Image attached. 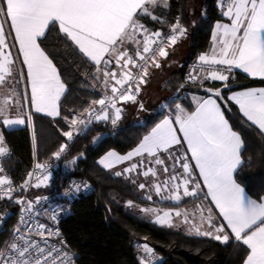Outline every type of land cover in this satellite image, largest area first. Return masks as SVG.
Wrapping results in <instances>:
<instances>
[{
	"label": "snow or ice",
	"instance_id": "6c2138e0",
	"mask_svg": "<svg viewBox=\"0 0 264 264\" xmlns=\"http://www.w3.org/2000/svg\"><path fill=\"white\" fill-rule=\"evenodd\" d=\"M161 5L169 7V0H0V86L9 85V78L14 77L18 57H14L11 48L16 45L23 58L22 65L26 66V74L21 71L20 79L30 86V95L26 89L21 96L11 86L7 94L0 96V124L12 127L27 122L33 129L32 148L33 156H36L33 111L53 118L60 116V101L67 91L56 64L42 46L49 35L56 33L63 34L64 42L71 41L79 53L96 66V73L102 72L105 88L102 98L92 100L89 107L70 121L64 117L69 130L62 135L71 141L74 133L81 134L93 121L110 120L116 125L122 118V108L117 104L136 103L150 69L161 68L160 60L169 56L168 49L187 35L180 17L168 24V33L146 27L142 22L145 17L162 25L167 23L153 14V9ZM218 8L227 22L215 24L211 54L199 55V68L193 70L199 75L190 73L188 78L201 82L204 79L224 81V87H228L233 70L239 69L249 77L264 80V0H219ZM138 36L142 38L138 39ZM9 37L14 43L9 44ZM126 43L136 45L134 55L124 47ZM113 61L118 71L109 69ZM133 69L137 71L133 72ZM96 79L100 76L97 75ZM109 87L110 95L107 93ZM207 91L211 95L198 99L194 111L189 112L176 103L174 118L166 116L126 154L108 151L98 164L111 170L134 157H141L123 171H115L114 175L120 177L146 168L139 173L146 178L157 176V169L147 165L162 166V172L167 173L168 178L154 184L157 196L179 203L185 197L199 198L203 193V199L210 197V202L218 209V217L211 207L207 208L205 215L201 205L195 206L199 212L198 224L189 218L195 213L187 210L147 207L142 208V212L152 214L154 222L161 226L172 227L175 216L189 224V231L198 236L210 237L223 244L234 239L238 247L243 246V252L238 253L242 264H264V196L254 199L237 179L243 164L245 141L213 98L223 99L220 90ZM227 99L238 106L242 114L240 123L256 128L264 136V87L237 91ZM25 106L33 111H24ZM139 107L143 109L142 104ZM12 110L16 111L15 117L10 115ZM184 144L185 153L178 149L172 151L174 146L183 147ZM67 148L68 144L62 143L52 157L60 159ZM162 153H167V157L161 158ZM186 153H190V157ZM10 154L11 149L0 133V157ZM166 159L172 161L171 172ZM178 168L182 172L176 171ZM50 169L48 161H37L34 169L16 185L7 170L0 166V201L6 199L20 206L17 224L9 238L0 242V264H76V254L71 251L59 227H53L52 223L58 224V217L64 209H50L48 197H36L35 200L14 197L18 190L48 188L52 179ZM194 170H198V174ZM79 187L76 185L77 191ZM88 187V184L84 185L85 189ZM138 187L143 190L146 184L139 183ZM146 198L152 200L153 197L147 195ZM127 205L134 206L133 201L129 200ZM0 222H3L2 218ZM138 248L144 253L139 264H153V248L147 243L138 245Z\"/></svg>",
	"mask_w": 264,
	"mask_h": 264
},
{
	"label": "trees",
	"instance_id": "16d2710c",
	"mask_svg": "<svg viewBox=\"0 0 264 264\" xmlns=\"http://www.w3.org/2000/svg\"><path fill=\"white\" fill-rule=\"evenodd\" d=\"M217 2L218 0H201L199 8L192 9L191 0H169V7L161 5L153 9V14L165 19L167 23L162 25L147 17L142 19L146 27L153 31L160 29L164 33L168 32V24L174 23L177 17H180L181 24L187 28L186 45L182 50L184 55L179 65L170 67L173 51L166 59L162 58L161 68L152 73L155 78L160 77L161 95L155 98L151 109H156L160 97L170 95V102L180 101L190 109L191 104L181 97L182 93L205 94L207 89L220 88L223 99L218 97V102L222 111L245 141L242 150L243 164L237 173V179L242 181L248 195L259 199L264 195V136L256 128L240 123L242 115L236 105L227 99V93L245 87L264 86V80L249 77L239 70H233L227 82L228 87H224V81L204 80L194 83L184 81L183 77L188 65L210 49L212 26L223 19ZM62 36L63 34L53 33L49 35L45 45H42L56 64L67 91L60 101V116L53 118L33 112L36 156H33L32 148L33 129L27 124L14 128L1 126L0 133L11 149L10 156L3 160V167L16 185L22 182L34 160H50L52 153L62 143L68 144L66 152L52 172L50 186L32 188L29 196H52L73 178L91 185L89 192L72 200L70 212L60 222L62 235L71 251L76 254V263L139 264L136 248L147 243L154 250L153 264H242V257L238 253L243 252V246L238 247V242L234 239L223 244L210 237L188 235L177 228L152 222L136 213L134 208L147 204H156L160 208H177L197 198H188L180 203L149 201L137 192L135 185L128 179L113 175L97 163V159L108 150L125 153L133 148L166 110L147 114L142 122L132 121L133 117H129L134 114L131 112L132 102H128L122 107V118L116 125L110 121L92 123L81 134H74L71 141L62 135L69 126L64 117L71 120L75 114L89 107L92 100L102 95L101 90L94 85L96 66L83 57L71 41L64 42ZM163 63L166 68L162 67ZM20 87L21 83L16 86L17 92L21 94ZM141 95L136 102H142ZM73 158H76L75 163H72ZM129 200L133 201L134 206L127 205ZM14 212L15 203L6 199L0 201V218L3 220L0 242L7 238Z\"/></svg>",
	"mask_w": 264,
	"mask_h": 264
},
{
	"label": "crops",
	"instance_id": "0c3cea01",
	"mask_svg": "<svg viewBox=\"0 0 264 264\" xmlns=\"http://www.w3.org/2000/svg\"><path fill=\"white\" fill-rule=\"evenodd\" d=\"M220 22H227V20H226V18H223L222 20H219ZM218 21H216L214 24H213V26H212V30H211V46H210V49H209V51L208 52H206V53H208V54H211V49H212V47H213V39H212V32H213V30H214V26H215V24L217 23ZM6 29H7V25H6ZM8 42H9V44H12V43H14L13 41H12V39H11V37H9V39H8ZM178 45V43L176 44V45H174L170 50H169V53H172L174 50H175V48H176V46ZM129 50V49H128ZM11 51H12V53H13V55H14V57H18V59H17V62H16V71L14 72V77H13V79L15 78V80L16 79H18V80H16L15 82H16V85H15V89H16V91H17V88H16V86L19 84V83H21V95L23 96L25 93H26V89H27V94L28 95H30V86H27L26 85V81L25 80H23V79H19V74H20V72L21 71H23L25 74H26V66H23L22 65V56H20L19 55V53H18V45H16L15 47H12L11 48ZM130 53V52H129ZM131 54V53H130ZM204 54V53H203ZM132 55V54H131ZM199 57V56H198ZM197 57V58H198ZM160 62L162 63V59L160 60ZM101 68L103 69V65H101ZM109 69L110 70H117L118 71V69H117V66H116V64H115V62L113 61V63L111 64V65H109ZM155 70V68H152V69H150V75H151V73H153V71ZM234 70H239V69H234ZM96 71V70H95ZM239 71H241V70H239ZM242 72V71H241ZM196 74L195 75H199V73L198 72H195ZM246 74V73H245ZM97 75H99L100 76V79H96V76ZM149 75V76H150ZM148 76V77H149ZM147 77V78H148ZM10 80H12V79H10L9 78V83H10ZM19 80H21V81H19ZM204 80H210V79H204ZM203 80V81H204ZM19 81V82H18ZM197 82H201V80L200 79H197L196 80ZM219 82H223V81H219ZM112 83H114V82H112ZM94 85H95V87H97V88H99L100 90H101V93L103 94V93H105V88H104V84H103V75H102V72L101 73H96L95 72V80H94ZM8 86V85H7ZM7 86H0V96H3V93L4 94H7L8 92H9V90L10 89H8V87ZM146 86H148L147 84H146ZM145 86V87H146ZM259 87H264V86H251V87H245V88H241V89H235V90H231V91H229L228 93H227V98H228V96H230L232 93H234V92H237V91H242V90H246V89H248V88H259ZM210 89H213V90H216V89H219L220 90V88H210ZM110 90V87L107 89V92ZM209 95H211V93L210 92H208L207 90H206V93L205 94H198V93H192L191 94V98H190V102H191V108L190 109H187L184 105H182L187 111H194L195 110V107H196V101L198 100V99H201V98H207ZM214 99H216L217 100V102H218V97H213ZM23 100V99H22ZM22 100H21V104H22ZM232 102V101H231ZM219 103V102H218ZM234 103V102H233ZM132 104H134V103H131L130 105L132 106ZM129 105V104H128ZM236 107L238 108V106L236 105ZM25 109L26 110H24V111H33V110H31L30 109V107H28V106H25ZM34 112V111H33ZM131 112H133L132 111V109H131ZM40 114H43V113H40ZM175 114H176V109H175V106L171 109V111H169V112H167V113H165L164 115H162L144 134H143V136H145V135H147L150 131H151V129L153 128V127H155V125L157 124V123H159L162 119H164L166 116L167 117H170V118H174V116H175ZM10 115L12 116V117H15V115H16V111L15 110H12V112L10 113ZM43 115H45V114H43ZM242 115V114H241ZM25 124H27V122L25 123ZM24 124V125H25ZM4 127L2 124H0V127ZM19 126H23V125H18V126H12V127H4V128H14V127H19ZM177 128H178V125L176 126ZM75 134V133H74ZM178 135L179 136H181L182 137V134H180V133H178ZM143 136L141 137V139L143 138ZM140 139V140H141ZM140 140H139V142H140ZM138 142V143H139ZM138 143L133 147V148H135L137 145H138ZM133 148H131L130 150H132ZM178 149V151L180 152V153H185L186 152V144H184L183 145V147H181V146H174L173 147V149H172V151L173 152H175L176 150ZM130 150H128V151H126L125 153H118V152H116V153H118V154H120V155H123V154H126L127 152H129ZM108 151H114V150H108ZM108 151H106L105 153H103L98 159H97V163H98V161H99V159L101 158V157H103ZM189 157H190V153H186ZM167 153H162L161 154V158H166L167 157ZM141 159V157H134L133 158V160L132 161H126V162H124V163H122V164H118V165H116L113 169H111V170H108V171H110L113 175H114V173H115V171H123V169L125 168V167H128V166H130V164L131 163H134V162H137V161H139ZM146 159V165H147V158H145ZM190 163L192 164V165H194L195 164V161H190ZM166 164L169 166V169H170V172L172 171V169H171V165H172V161L171 160H168V159H166ZM147 166H152V167H155L156 169H157V176L156 177H152V176H149V177H144L142 174H139V173H141L143 170H146V168H140V169H138L137 170V172H133V173H125L124 175H122V176H120V177H123V178H125V179H128L131 183H133L134 185H135V187H136V189H137V192L143 197V198H145V199H147L146 197H147V195H152V200H149V201H156V202H172V203H177V202H175V201H171V200H162L159 196H157L156 195V193H155V190H154V184H156V183H162L165 179H167L168 178V174L167 173H163L162 172V166H156V165H147ZM102 167V166H101ZM176 171H178V172H182V169H177ZM197 174H198V170H194ZM133 181H135V183L133 182ZM139 183H145L146 184V188L145 189H143V190H141V189H139V187H138V185H139ZM201 184H202V181H201ZM203 186V185H202ZM181 192H182V189H181ZM204 192H206V188L204 189ZM165 195H167V192H165L164 193ZM262 196H264V195H262ZM261 196V197H262ZM188 198H193V197H185V198H183L182 199V201H184L185 199H188ZM148 200V199H147ZM181 201V202H182ZM180 203V202H179ZM196 205H201L202 206V208L205 210L204 211V214L205 215H207V208H209V207H211L212 209H213V214L215 215V216H217L218 217V209H215V205L214 204H212L211 202H210V197L207 199V200H204L203 199V193H201V197H199V198H197V199H193V200H191V201H188V202H185V203H183L181 206H179V207H177V208H160L158 205H156V204H147V205H144V206H134V208H135V212L136 213H138L139 215H141V216H143L144 218H146V219H149L150 221H152V222H154V220H155V217L152 215V214H146V213H144V212H142L141 211V209L142 208H147V207H154V208H157V209H162V210H170V209H181V210H187L189 213H195V216H192V215H190V220L192 221V223H199V212L198 211H196ZM161 214H162V212H161ZM220 220H221V222H222V218H219ZM173 221H174V224H173V226L171 227V228H177V229H179V230H181L182 232H184L185 234H188V235H195V236H198V235H196L195 234V232L194 231H189V227H190V225L189 224H185V223H183L182 222V218H177V217H175V216H173ZM168 227V226H167ZM204 227L205 228H207L208 227V225L207 224H205L204 225ZM227 231H230V230H227Z\"/></svg>",
	"mask_w": 264,
	"mask_h": 264
},
{
	"label": "rangeland",
	"instance_id": "374dc122",
	"mask_svg": "<svg viewBox=\"0 0 264 264\" xmlns=\"http://www.w3.org/2000/svg\"><path fill=\"white\" fill-rule=\"evenodd\" d=\"M191 1H192V4H193V8L192 9L199 8V4L201 3V0H191ZM137 38L138 39H141L142 37H139L138 36ZM184 45H186V37L183 39V41L180 44H178L176 46V48L174 50V57L170 61V67L171 68H175V66H178L179 65L180 60L182 59V56L184 55V53H182V50L184 49ZM124 47L127 48V49H129V52L132 55H134V52H135V49H136V45L130 44V43H126L124 45ZM195 60L198 62V58H196ZM166 61H168V60H166ZM165 63H163L162 67H165L164 66ZM156 74H158V73H156ZM192 74H196V73L195 72H192ZM154 75L152 74V75H150L148 77L149 78L148 79L149 80V82H148L149 84H148V86H146V88L144 87L145 84L141 85V91L138 94V96L140 97V94H142L141 95L142 102L141 103L136 102V103L132 104L131 109L134 110L133 112L135 114V115L133 114V116H132V114L129 115V117H131V118L133 117L132 118L133 119L132 121L142 122L145 119V117H146L147 114L148 115H151L156 110H158V111H160V110H166V113H167V112L171 111V109L175 106L176 103L182 104L180 101H177V102H174V103L170 102L171 95L168 96V97L162 96V97L159 98L158 105H156V109H151V106L155 102L154 101L155 98L158 95H161V92L159 91V89H160V86H159L160 77L159 78H155ZM18 77L20 79V76H18ZM183 77H184V81L198 83L197 81H192L189 78H185L184 74H183ZM10 79H12V80H10V83L7 86L8 89H10L11 86H14L15 87V85H16V82L15 81L18 80V79L15 80V78L14 79L13 78H10ZM19 81H21V80H19ZM142 87H144V88H142ZM104 94L105 93H103L102 95H104ZM163 94L164 93H162V95ZM191 94H192L191 92H189V93H182L181 97L187 99L189 101V103L191 104V102H190ZM3 95H4V93H3ZM138 96H137V100H138ZM168 100H169V102H168ZM24 103H25L24 100H22V105H24ZM140 104L143 105V109H141L139 107ZM24 110H26L25 107H24ZM77 114H79V113H77ZM77 114H75V115H77ZM68 130H69V126H68V129L66 131H68Z\"/></svg>",
	"mask_w": 264,
	"mask_h": 264
},
{
	"label": "built area",
	"instance_id": "2783aa9c",
	"mask_svg": "<svg viewBox=\"0 0 264 264\" xmlns=\"http://www.w3.org/2000/svg\"><path fill=\"white\" fill-rule=\"evenodd\" d=\"M219 3V0L217 2V5ZM169 32V31H168ZM168 32H165V33H168ZM199 68V65H198V62L196 60H193L187 67L186 71L184 72V76L185 78H188L189 77V74L194 72L193 70L194 69H198ZM137 70L136 69H133V72H136ZM109 95L111 94V90H109L107 92ZM105 95V94H104ZM104 95L100 96L98 99L102 98ZM126 103H118L117 106L118 107H123ZM95 107H99V106H95ZM111 112V109L109 110ZM110 121V120H109ZM111 122V121H110ZM93 123H96V121H93ZM6 157H0V166H3V160L5 159ZM60 159H56L54 157L51 156V159L50 160H47L48 163L51 165V172H53V170L56 168L57 166V163ZM35 162H37L36 160L33 161L31 167L29 170H33L34 169V164ZM45 161H41V163H43ZM28 170V171H29ZM8 174V173H7ZM27 176V173L25 175V177L23 178V180L26 178ZM22 180V181H23ZM85 184H88V183H85V182H82L76 178H73L71 179L67 184L66 186L59 192L55 193L54 195L50 196V195H39V196H33V197H30L29 196V192L32 188H30L28 191L24 192V191H21L19 192L16 191L14 193V197H20V196H23L25 197L26 199H29V200H35L36 197H41L42 199L44 197H48V204H49V208L50 209H64V211L59 215L58 217V224H56L55 222H52L53 223V227H59L60 229V222L61 220L70 212V209H69V205L70 203L72 202L73 199H75L76 197H78L80 194H85L87 192H89L92 188H91V185H89L90 187H88L87 189L84 188V185ZM76 185H79V191L76 190ZM65 190H67L68 194L65 195ZM18 193V194H17ZM19 215H20V206L16 205L15 204V212H14V217H13V221L9 227V230H8V235H7V238H9V235L11 233V230L13 229V227L17 224L18 222V219H19ZM45 222H48V221H45ZM0 227H1V222H0ZM61 231V229H60ZM62 233V232H61ZM5 239V240H6ZM142 245V244H141ZM144 255V253L139 250V248L137 247L136 248V257L137 259L140 261L141 257ZM77 264V263H76Z\"/></svg>",
	"mask_w": 264,
	"mask_h": 264
}]
</instances>
